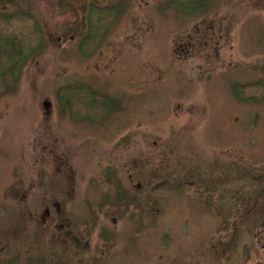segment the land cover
<instances>
[{"label": "rangeland", "instance_id": "obj_1", "mask_svg": "<svg viewBox=\"0 0 264 264\" xmlns=\"http://www.w3.org/2000/svg\"><path fill=\"white\" fill-rule=\"evenodd\" d=\"M203 2L0 0L43 29L0 91V264H264V0Z\"/></svg>", "mask_w": 264, "mask_h": 264}, {"label": "trees", "instance_id": "obj_2", "mask_svg": "<svg viewBox=\"0 0 264 264\" xmlns=\"http://www.w3.org/2000/svg\"><path fill=\"white\" fill-rule=\"evenodd\" d=\"M171 3L189 12L204 7L203 0H171ZM120 9V4L111 7L92 5L89 11L88 33L84 38L83 49L90 51L103 37ZM43 41V29L37 18L30 11L17 9L11 13L0 11V91L6 87L5 73L10 70L18 75L27 56L36 50ZM258 85L252 84L248 86ZM247 86V87H248ZM262 86V85H258ZM244 86H239L236 93L240 97H252L246 94ZM245 93V94H244ZM61 100L67 106H73V112L89 118H100L108 110L105 95L93 90L86 83L70 84L60 89Z\"/></svg>", "mask_w": 264, "mask_h": 264}, {"label": "flooded vegetation", "instance_id": "obj_3", "mask_svg": "<svg viewBox=\"0 0 264 264\" xmlns=\"http://www.w3.org/2000/svg\"><path fill=\"white\" fill-rule=\"evenodd\" d=\"M47 211H48V209H47ZM70 235V234H69ZM71 237V236H70Z\"/></svg>", "mask_w": 264, "mask_h": 264}]
</instances>
